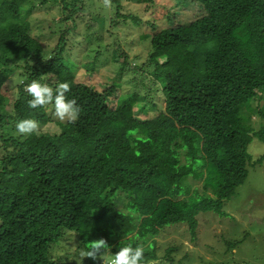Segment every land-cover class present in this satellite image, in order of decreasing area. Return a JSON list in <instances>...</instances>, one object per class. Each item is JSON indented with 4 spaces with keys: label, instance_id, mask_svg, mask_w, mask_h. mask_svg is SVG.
Here are the masks:
<instances>
[{
    "label": "trees",
    "instance_id": "trees-1",
    "mask_svg": "<svg viewBox=\"0 0 264 264\" xmlns=\"http://www.w3.org/2000/svg\"><path fill=\"white\" fill-rule=\"evenodd\" d=\"M29 1L0 0V132L24 119L50 122L47 107H28L25 87L33 79L54 89L69 83L66 95L81 113L75 123H60L57 135H0V264H70L49 256L64 232L76 233L85 250L103 238L115 254L127 234L124 244L142 245L145 260H160L151 239L178 223L196 236L197 216L222 213L248 165L264 159L253 162L248 153L255 137L264 142V124L258 132L251 125L252 116L264 121V102L252 105L264 92V0H182L202 14L142 35L150 39V76L165 103L145 119L150 94L139 91L137 78L128 94L117 79L97 91L76 81L64 34L50 52L31 36L22 16ZM112 3L121 16V4ZM15 57L27 73L9 108L5 84L15 70L7 65ZM189 178L213 196L191 194Z\"/></svg>",
    "mask_w": 264,
    "mask_h": 264
},
{
    "label": "rangeland",
    "instance_id": "rangeland-1",
    "mask_svg": "<svg viewBox=\"0 0 264 264\" xmlns=\"http://www.w3.org/2000/svg\"><path fill=\"white\" fill-rule=\"evenodd\" d=\"M117 2L121 4V16L114 3L111 8H105L103 0H33L24 4L22 16L30 24L31 36L38 39L47 52L56 48L61 35L66 36V56L76 65L77 82L103 91L104 85L110 86L111 81L117 79L120 92L128 94L134 91L133 79L137 78L139 91L146 90L151 101L140 116L142 119L153 117L164 109L165 103L160 84L150 76L154 69L148 61L150 39L141 36L168 28L173 22H190L203 11L198 4L182 0H156L149 6L136 0ZM65 5L70 8L67 10ZM73 7L76 11L72 12L71 19L65 20ZM133 18L139 20L138 25ZM115 51L119 53L118 61L113 60ZM125 57L128 66L123 68L121 63ZM7 67L15 70L5 84L11 108L17 85L23 79L21 74L27 73V68L21 57H15ZM135 72L138 77H134ZM145 82L147 87L143 86ZM259 95L260 100L252 102L254 107L264 102V92ZM46 112L51 120L41 125L39 133L59 134V124L65 122L55 117L54 105H48ZM263 124V120L252 116L255 132ZM0 135L10 138L20 134L11 122ZM248 153L253 162L260 159L264 156V142L255 137L248 146ZM189 183L191 194L196 189L199 195L213 196L211 190L203 189L202 181L189 178ZM197 221L196 236L187 224L178 223L166 226L158 237L150 240L156 243L159 264H264V159L248 165L246 181L226 201L222 213H201ZM79 244L76 233L64 232L51 246L49 256L54 261L70 264H103L99 259L94 261L81 256V250L85 249ZM171 248L173 251L166 256ZM111 253L115 255L112 250Z\"/></svg>",
    "mask_w": 264,
    "mask_h": 264
},
{
    "label": "clouds",
    "instance_id": "clouds-1",
    "mask_svg": "<svg viewBox=\"0 0 264 264\" xmlns=\"http://www.w3.org/2000/svg\"><path fill=\"white\" fill-rule=\"evenodd\" d=\"M105 8L112 7V0H103ZM43 78V76H41ZM70 84L67 82L59 83L54 89L47 83H41L38 79H33L30 84L26 85L25 91L31 97L27 101L30 109L38 107H47L54 105V115L61 122L75 123L81 113V108L78 106L75 99H69L67 93L70 92ZM17 132L22 136H31L38 134L41 130V125L34 119H24L16 123ZM131 239L125 234V239ZM113 255L107 241L103 238L89 242L87 250H81V256L92 260H101L103 264H159V260H145V249L142 245L133 247L132 243L124 244Z\"/></svg>",
    "mask_w": 264,
    "mask_h": 264
}]
</instances>
